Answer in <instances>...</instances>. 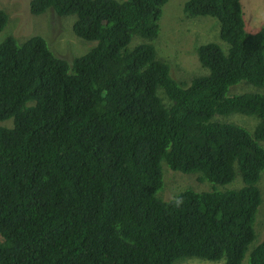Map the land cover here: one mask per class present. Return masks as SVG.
<instances>
[{"label": "trees", "instance_id": "trees-1", "mask_svg": "<svg viewBox=\"0 0 264 264\" xmlns=\"http://www.w3.org/2000/svg\"><path fill=\"white\" fill-rule=\"evenodd\" d=\"M169 1L30 0L97 42L72 64L41 36L0 42V264L244 263L264 209V94L237 85L264 88V22L242 0H188L228 49L199 46L203 72L177 80L144 42ZM8 22L0 9V32ZM174 173L199 176L175 195ZM249 264H264V241Z\"/></svg>", "mask_w": 264, "mask_h": 264}, {"label": "rangeland", "instance_id": "rangeland-1", "mask_svg": "<svg viewBox=\"0 0 264 264\" xmlns=\"http://www.w3.org/2000/svg\"><path fill=\"white\" fill-rule=\"evenodd\" d=\"M30 0H0V9H4L7 12H14L17 17H15L16 21L13 22V26H9V22L7 26L0 32V42H2L6 37L16 35L20 38L17 39L19 41H24L33 36H41L43 37L50 50L57 56L72 64L73 60L84 56L88 52H90L93 48L96 47L97 42L95 41H85L78 38L73 30L74 23L76 21V15L68 16V17H58L54 14L52 10H48L41 16H28L27 13L28 6L26 4L29 3ZM123 1V0H120ZM188 0H170L163 8V14L159 21L160 25V33L158 38L153 41H145L152 43L157 51L158 58L171 63L172 65V76L177 80H183L184 78H191L201 74L203 69L201 68V64L197 55V48L203 44H207L209 42H215L220 44V46L224 49H228V45L226 42L222 41L220 38L219 27L217 29L216 25L212 21H207L208 17H196L189 18L184 13V5ZM244 1V6H243ZM242 6L244 9L246 20L264 22V0H242ZM21 17L26 20L25 22H21ZM188 20V22H187ZM196 20V21H195ZM204 20H206L204 22ZM215 20V19H213ZM216 21V20H215ZM20 23V24H19ZM218 24V22L216 21ZM250 24V23H249ZM219 26V24H218ZM212 29V30H209ZM16 34V35H15ZM28 37V38H27ZM138 40H143L139 37H136ZM135 40L132 43V46L138 43V40ZM195 45L196 51H195ZM186 76V77H185ZM199 76V75H198ZM243 84V83H240ZM237 86L238 91H243L246 88L255 89L253 92H259L264 94V88L259 89L252 85H240ZM250 86V87H248ZM252 93V92H248ZM225 118H229V121H236L237 123L252 127L253 118L240 115L233 114L226 116ZM254 120V119H253ZM2 123V122H1ZM257 125V124H256ZM247 129V128H246ZM255 129V127H254ZM254 129L250 132H253ZM264 146V142L260 143ZM175 178L173 182L170 184V190L172 194L178 195L183 192L184 183L183 178H198L199 174H182V173H174ZM264 172L262 174V181L260 180L257 184V187L262 196V204L264 203ZM167 175H165L166 177ZM241 180V177L238 176L234 182L227 185V189L237 190L241 187V183L237 182ZM237 182V183H236ZM236 183V184H235ZM166 184V178H165ZM191 185L195 187V191L197 192H208L212 190V184L207 180L204 183H196L195 179L192 181ZM235 185V186H234ZM226 187V186H225ZM243 187V186H242ZM222 189V187H220ZM164 191V190H163ZM162 191V192H163ZM161 192V193H162ZM169 192V191H168ZM164 193V197H168L169 193ZM174 195V196H175ZM260 205V207L262 206ZM259 207V209H260ZM258 209V212H259ZM257 212V215H258ZM261 218L262 222L260 227L257 229V216L255 223V231L258 232L259 239L262 240L264 238V209H261ZM262 242L258 241V237L254 240V242L250 245L249 252L246 255L243 264H249L250 252ZM224 261L220 262H210L203 261L200 259H184L175 262L174 264H223Z\"/></svg>", "mask_w": 264, "mask_h": 264}, {"label": "clouds", "instance_id": "clouds-1", "mask_svg": "<svg viewBox=\"0 0 264 264\" xmlns=\"http://www.w3.org/2000/svg\"><path fill=\"white\" fill-rule=\"evenodd\" d=\"M23 1H24V0H23ZM26 5L28 6V4H26ZM28 10H29V6H28ZM5 11H6V10H5ZM6 13L8 14V17H9V26L11 27V25L13 26V22L16 21L15 17H17V16H16V14H15L14 12H7V11H6ZM26 14H27L29 17H30V16H36V15L31 14L30 10H29L27 13H24V15H26ZM38 16H41V15H38ZM187 18H188V17H187ZM188 20H190V19L188 18ZM188 20H187V22H188ZM25 21H26V20H24V19L21 17V22H25ZM190 21H192V20H190ZM195 21H196V20H195ZM205 21H206V20H204V22H205ZM207 21H212V22H214V20H212V19H208ZM254 22H255V21H250V22L248 21V23H250V24H251V23L253 24ZM19 24H20V23H19ZM6 26H7V25H6ZM6 26H5V27H6ZM3 30H4V29H3ZM209 30H212V29H209ZM15 35H16V34H15ZM16 39H20V38L16 35ZM138 43H139V40H138ZM220 121H221V120H220ZM235 122H236V121H235ZM240 183H241V182H240ZM235 184H236V183H235ZM234 186H235V185H234ZM242 186H243V184H241V187H242ZM241 187H239V189H240ZM256 237H258V241H260V242L263 243L264 238H263L262 240H260L257 231H256ZM259 245H260V244H259ZM259 245H258V246H259ZM258 246H256V247H258ZM256 247H255V248H256ZM253 250H254V249H253ZM253 250H252V251H253Z\"/></svg>", "mask_w": 264, "mask_h": 264}]
</instances>
